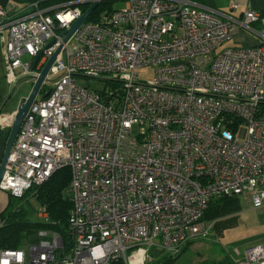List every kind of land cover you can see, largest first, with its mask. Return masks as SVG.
I'll list each match as a JSON object with an SVG mask.
<instances>
[{
	"label": "built area",
	"instance_id": "2783aa9c",
	"mask_svg": "<svg viewBox=\"0 0 264 264\" xmlns=\"http://www.w3.org/2000/svg\"><path fill=\"white\" fill-rule=\"evenodd\" d=\"M102 1L35 3L21 16L0 9L9 84L34 82L62 46L43 85L49 96L24 119L0 189L20 197L69 167L73 200L70 246L42 230L26 247L1 250L0 264H153L151 249L177 254L211 233L201 221L210 199L248 195L264 205V45L225 47L260 14L125 0L64 43L85 13L77 5ZM144 68L153 80L139 77ZM39 217L49 221L45 207ZM244 264H264V246L247 248Z\"/></svg>",
	"mask_w": 264,
	"mask_h": 264
},
{
	"label": "trees",
	"instance_id": "16d2710c",
	"mask_svg": "<svg viewBox=\"0 0 264 264\" xmlns=\"http://www.w3.org/2000/svg\"><path fill=\"white\" fill-rule=\"evenodd\" d=\"M22 4L39 3L40 7H51L59 4L75 2L80 0H14ZM120 0H105L93 11L88 18V22H100L103 16H110L117 9L114 4ZM83 12H86L90 5H78ZM256 25V24H255ZM27 80V79H25ZM107 85L119 88L120 84H112V81L105 79ZM43 94L46 90L43 89ZM72 172L69 167L57 170L47 181L39 186H32L23 196L16 197L9 194L6 207L0 212V220L3 225L0 227V251L5 249H21L26 242H36L31 239L39 231H51L58 233L65 245H71V235L69 228V217L73 209L71 194ZM34 197L39 207H45L49 221L41 222L28 217V213L23 210V203ZM241 195H223L212 198L208 202L201 221L213 225L216 238L224 236V233L238 225L239 213L242 211ZM264 206V205H263ZM254 208V207H253ZM259 209V208H256ZM212 233L205 238H199L188 242L179 253L172 254L158 249H151L150 255L154 257L153 264H175L177 259L185 252H188L196 241L209 238ZM246 250V249H245ZM244 258H237L236 254L223 251L217 260L205 259L203 254L199 264H244ZM114 264H124L117 262Z\"/></svg>",
	"mask_w": 264,
	"mask_h": 264
},
{
	"label": "crops",
	"instance_id": "0c3cea01",
	"mask_svg": "<svg viewBox=\"0 0 264 264\" xmlns=\"http://www.w3.org/2000/svg\"><path fill=\"white\" fill-rule=\"evenodd\" d=\"M197 6H205L217 9L218 11L233 17L242 18L246 10L251 9L260 14L258 22L253 24L250 29L238 28L231 38L226 42L225 47H242L251 48L264 45V0H191ZM235 3L236 7L231 5ZM35 3L22 4L14 0H0V9L5 10L7 15H25L31 12L30 7H34ZM39 7L40 4L38 3ZM82 5V4H81ZM78 6V5H77ZM52 7V6H51ZM49 7H40L48 9ZM0 35V165L6 143L9 138L12 125L13 115L18 110L20 101L26 97L31 88L33 81L21 79L18 83L12 85L7 81V61L5 58V48L9 36V28L4 26ZM26 85H31L28 92H22L19 89L20 81ZM9 192L0 189V212L6 207L9 200ZM11 195V194H10ZM194 246V245H193ZM192 246V247H193ZM238 252V251H237ZM236 252V254H237ZM237 258H244V253L238 252Z\"/></svg>",
	"mask_w": 264,
	"mask_h": 264
},
{
	"label": "rangeland",
	"instance_id": "374dc122",
	"mask_svg": "<svg viewBox=\"0 0 264 264\" xmlns=\"http://www.w3.org/2000/svg\"><path fill=\"white\" fill-rule=\"evenodd\" d=\"M125 2V0L117 1L114 7L122 8L125 6ZM24 60H27V57ZM137 73L144 81H151L154 78L153 68L139 69ZM58 76L59 74H52L50 77L51 79H56ZM23 81H20L19 88L21 89L19 90L28 92L31 85H26ZM80 83L93 89L104 87L103 81L92 79H82ZM43 89L48 90L46 86ZM42 95L43 91L39 97H42ZM23 210L28 213L29 218L43 222L39 217V204L34 197L23 203ZM38 233L33 235L31 239L35 238L36 240ZM211 233L209 238L196 241L188 252H185L177 259L175 264H199L203 256L204 258L206 257L205 259L217 260L223 251L235 254L237 251L243 253L245 249L255 245L264 246V206L259 209L253 208L251 198L247 195L246 198L242 199V211L239 213L238 225L227 230L224 236L220 238H216L214 232ZM30 243L29 241L26 242L23 247ZM200 254H203V256Z\"/></svg>",
	"mask_w": 264,
	"mask_h": 264
},
{
	"label": "water",
	"instance_id": "95a60500",
	"mask_svg": "<svg viewBox=\"0 0 264 264\" xmlns=\"http://www.w3.org/2000/svg\"><path fill=\"white\" fill-rule=\"evenodd\" d=\"M105 1V0H104ZM100 2H94L91 4L89 9L79 18L75 23H73L70 26L69 30H66L63 32L62 35H66L64 39V43H66L71 36L78 30V28L88 20V18L91 16L93 11L99 6ZM54 42L50 43L49 46H52ZM62 46L58 48V50L54 53V55L47 61V63L44 65L43 69L40 71L39 75L36 77L35 81L32 84V88L29 92V94L26 97H23L20 101L18 110L16 113L13 115L14 121L12 125V129L9 135V138L6 143V148L4 151V155L2 157L1 165H0V181L3 178L5 171H6V166L8 164L9 156L11 153V148L17 138V135L21 129V126L24 122V119L28 115L31 106L33 103L36 101L38 96L42 94V87L44 85V82L46 80L47 75L49 74L51 68L55 64L60 52H61ZM40 60V56H38L33 64V70H35L36 65L38 61ZM49 93H45L42 95V98H46L49 96Z\"/></svg>",
	"mask_w": 264,
	"mask_h": 264
},
{
	"label": "clouds",
	"instance_id": "9594fccd",
	"mask_svg": "<svg viewBox=\"0 0 264 264\" xmlns=\"http://www.w3.org/2000/svg\"><path fill=\"white\" fill-rule=\"evenodd\" d=\"M10 193V192H9ZM11 194V193H10Z\"/></svg>",
	"mask_w": 264,
	"mask_h": 264
}]
</instances>
